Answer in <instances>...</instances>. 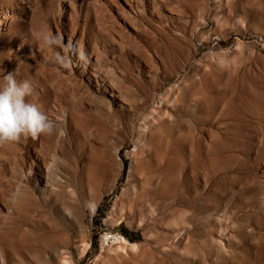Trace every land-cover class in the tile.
I'll return each instance as SVG.
<instances>
[{"label":"rangeland","instance_id":"obj_1","mask_svg":"<svg viewBox=\"0 0 264 264\" xmlns=\"http://www.w3.org/2000/svg\"><path fill=\"white\" fill-rule=\"evenodd\" d=\"M4 9L0 85L63 134L0 146V264H264V0Z\"/></svg>","mask_w":264,"mask_h":264},{"label":"clouds","instance_id":"obj_2","mask_svg":"<svg viewBox=\"0 0 264 264\" xmlns=\"http://www.w3.org/2000/svg\"><path fill=\"white\" fill-rule=\"evenodd\" d=\"M45 43L48 46L63 45V38L45 34ZM3 79L4 83L0 85V146L21 138L63 134L62 130L58 133L56 121L30 99L34 95L30 81H18L14 72L7 73Z\"/></svg>","mask_w":264,"mask_h":264},{"label":"bare ground","instance_id":"obj_3","mask_svg":"<svg viewBox=\"0 0 264 264\" xmlns=\"http://www.w3.org/2000/svg\"><path fill=\"white\" fill-rule=\"evenodd\" d=\"M8 15L6 14V11H5V9L4 10H0V17H7ZM0 21H2V19H0ZM0 28H1V26H0ZM42 174V173H41ZM22 182V181H21ZM17 186H18V188H17V191H15V193H13L12 195H13V197H16L17 195H19V193L20 192H22L23 190H24V187H22L21 185H20V183L19 184H17ZM17 192H19V193H17ZM109 241H113V237H110L109 238ZM122 243H127V240L126 239H124L123 241H122ZM133 245H136V243H132ZM125 246V244H123V247Z\"/></svg>","mask_w":264,"mask_h":264},{"label":"built area","instance_id":"obj_4","mask_svg":"<svg viewBox=\"0 0 264 264\" xmlns=\"http://www.w3.org/2000/svg\"><path fill=\"white\" fill-rule=\"evenodd\" d=\"M115 236H117V235H115ZM110 237H112V235H111ZM110 237H109V238H110Z\"/></svg>","mask_w":264,"mask_h":264}]
</instances>
